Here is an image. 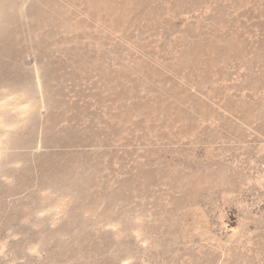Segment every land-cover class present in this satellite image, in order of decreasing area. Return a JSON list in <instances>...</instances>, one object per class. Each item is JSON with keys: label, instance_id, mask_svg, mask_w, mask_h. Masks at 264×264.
I'll use <instances>...</instances> for the list:
<instances>
[{"label": "rangeland", "instance_id": "obj_1", "mask_svg": "<svg viewBox=\"0 0 264 264\" xmlns=\"http://www.w3.org/2000/svg\"><path fill=\"white\" fill-rule=\"evenodd\" d=\"M0 264H264V0H0Z\"/></svg>", "mask_w": 264, "mask_h": 264}]
</instances>
